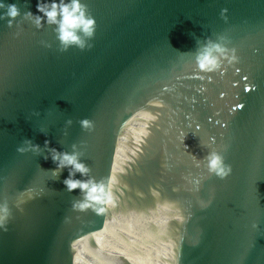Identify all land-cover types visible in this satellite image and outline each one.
Masks as SVG:
<instances>
[{"label":"water","instance_id":"obj_1","mask_svg":"<svg viewBox=\"0 0 264 264\" xmlns=\"http://www.w3.org/2000/svg\"><path fill=\"white\" fill-rule=\"evenodd\" d=\"M36 2L0 20V264H264V0H83L91 47L67 50L25 17ZM193 34L237 59L200 71ZM24 138L77 143L113 205L74 210L67 170ZM209 150L230 175L207 172Z\"/></svg>","mask_w":264,"mask_h":264},{"label":"clouds","instance_id":"obj_2","mask_svg":"<svg viewBox=\"0 0 264 264\" xmlns=\"http://www.w3.org/2000/svg\"><path fill=\"white\" fill-rule=\"evenodd\" d=\"M35 8V13L29 10L24 14L25 17L30 19L37 28L45 24L52 26L61 50H67L71 46L80 49L91 47L90 40L95 32V18L87 12L83 0H37ZM18 15L20 12L16 3H5V0H0V20L11 26ZM193 39L196 46L195 63L200 71L213 72L219 69L223 73L221 64L223 62L232 63L237 59L235 49L227 47L224 36H218L213 40L210 37L201 39L193 34ZM34 115L38 116L40 113L37 112ZM26 119L29 118L26 117ZM64 123L66 129L72 121L67 119ZM79 124L82 129L93 127V122L88 118H82ZM40 130L44 132L43 128ZM185 146L187 147V145ZM70 149V151L57 149L50 144L47 138L42 145L33 143L30 138H24L22 144L17 147L18 152H32L43 156L45 161L51 160L53 168H40L50 172L54 178H57L62 170H67V175L61 181L64 189L68 192L79 189L81 195V199L72 203L74 210L83 211L92 208L97 213H104L106 209L102 205L111 206L114 203L110 191L114 178H109L105 183L104 180L97 181L94 177L88 176L90 169L81 158L80 146L74 142L70 145ZM202 160L207 172L211 175L223 179L231 173V166L225 163L223 156L216 150H209ZM197 183L199 182L197 181ZM10 214L8 200L0 199V229H6ZM257 227L258 225L253 222L252 228L256 229Z\"/></svg>","mask_w":264,"mask_h":264}]
</instances>
